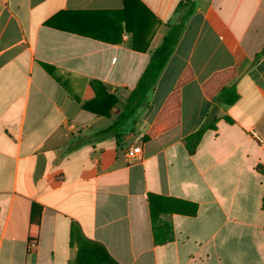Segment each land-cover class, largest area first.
<instances>
[{"label":"crops","instance_id":"1","mask_svg":"<svg viewBox=\"0 0 264 264\" xmlns=\"http://www.w3.org/2000/svg\"><path fill=\"white\" fill-rule=\"evenodd\" d=\"M181 1L0 0V264H77L81 250L102 264H264V0H195L146 105L98 134L123 112ZM229 69L239 98L221 106L203 86ZM185 72L179 124L144 140ZM92 83L117 98L110 116L83 109ZM214 109L215 129L189 153ZM134 146L142 156L131 162ZM150 194L198 207L161 216L173 233L164 244Z\"/></svg>","mask_w":264,"mask_h":264},{"label":"trees","instance_id":"2","mask_svg":"<svg viewBox=\"0 0 264 264\" xmlns=\"http://www.w3.org/2000/svg\"><path fill=\"white\" fill-rule=\"evenodd\" d=\"M196 7L195 0H182L176 9L175 21L168 25L169 31L165 36L162 44L153 52L151 60L140 77L136 88L131 91L123 112L118 119L107 129L100 131L98 134H108L118 132L119 129L128 122L133 114L146 105L148 95L155 87L160 75L168 64L180 37L186 27L190 17L194 14ZM264 54L257 55L259 58ZM48 68V67H47ZM185 72L178 82L174 92L168 97L162 110L160 111L153 127L145 136L144 140L152 138L168 131L177 126L180 121V88L186 82ZM235 77V71L229 69L214 75L206 85L203 91L215 103L221 106H231L236 103L239 98L236 87L228 84ZM100 84V83H99ZM95 98L83 105V109L99 116H110L111 109L118 102L114 95L107 92V89L101 84L102 89L99 90L95 83L91 84ZM107 106L108 110L101 112L100 108ZM215 109L207 116L206 121L201 128L186 139V146L189 153H194L204 134L209 130H214L217 122ZM154 238L157 244H164L173 239L172 228L167 223L161 222V216L166 214H178L185 216H194L198 207L195 203L177 199L173 197H164L160 195L150 194L148 197ZM40 227L39 213L37 207L33 205L30 217L29 242H38V234ZM102 256L87 250H81L77 258V264H102Z\"/></svg>","mask_w":264,"mask_h":264},{"label":"built area","instance_id":"3","mask_svg":"<svg viewBox=\"0 0 264 264\" xmlns=\"http://www.w3.org/2000/svg\"><path fill=\"white\" fill-rule=\"evenodd\" d=\"M253 137L255 139H257L258 141L262 142V140L260 139V137L256 133H253ZM141 156H142V147L141 146L129 147L126 150V157L131 162L140 160ZM28 248L31 252H35L36 248H37V242H35V241L29 242Z\"/></svg>","mask_w":264,"mask_h":264}]
</instances>
